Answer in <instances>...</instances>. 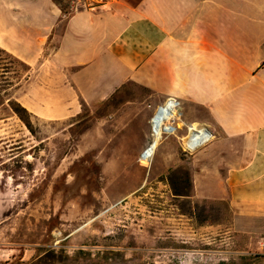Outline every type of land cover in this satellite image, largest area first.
<instances>
[{"label": "crops", "instance_id": "crops-1", "mask_svg": "<svg viewBox=\"0 0 264 264\" xmlns=\"http://www.w3.org/2000/svg\"><path fill=\"white\" fill-rule=\"evenodd\" d=\"M62 2L0 0V51L28 69L16 100L63 120L130 83L151 92L152 112L179 99L183 122L214 135L187 155L194 198L228 205L227 242L243 249L228 261L264 264V0Z\"/></svg>", "mask_w": 264, "mask_h": 264}, {"label": "rangeland", "instance_id": "rangeland-1", "mask_svg": "<svg viewBox=\"0 0 264 264\" xmlns=\"http://www.w3.org/2000/svg\"><path fill=\"white\" fill-rule=\"evenodd\" d=\"M0 64V264L235 263L227 253L243 249L227 242L226 202L174 195L173 172L174 185L181 171L193 182L177 140H164L150 167L139 164L148 89L130 83L122 102L86 105L79 118L33 116L29 130L8 104L28 69L1 51Z\"/></svg>", "mask_w": 264, "mask_h": 264}, {"label": "built area", "instance_id": "built-area-1", "mask_svg": "<svg viewBox=\"0 0 264 264\" xmlns=\"http://www.w3.org/2000/svg\"><path fill=\"white\" fill-rule=\"evenodd\" d=\"M110 0H70L72 10L91 8L94 3L100 4ZM150 141L139 154L138 162L147 168L152 164L157 149L162 142L169 138H176L179 147L185 155H191L213 140L214 135L210 128L201 123L183 122V106L177 98H167L158 105L149 120ZM182 129L185 134L179 136Z\"/></svg>", "mask_w": 264, "mask_h": 264}, {"label": "trees", "instance_id": "trees-1", "mask_svg": "<svg viewBox=\"0 0 264 264\" xmlns=\"http://www.w3.org/2000/svg\"><path fill=\"white\" fill-rule=\"evenodd\" d=\"M2 52V51H1ZM1 66V64H0ZM5 68V67H3ZM6 86H8L9 88H11V84L10 83H5ZM4 87V86H3ZM124 87V86H123ZM122 87V88H123ZM122 88L118 89L106 102L105 104L111 103V102H117L119 99V95H121V90ZM5 91V90H4ZM120 101V100H119ZM115 102V103H116ZM122 102V99L121 101ZM1 104V103H0ZM8 104L11 108V110L13 111V113L15 115H17L19 117V119L24 123V125L31 130L32 129V125L30 122V118L33 117L32 114H30L16 99H8ZM82 112L79 113L76 118L82 117L83 114H85V112L88 111L87 106L83 103L82 104ZM175 175V172H173L170 176V180H171V186L172 189L174 191V195L178 196V197H189L190 196V192H191V188H192V182H191V177L188 171H181L179 177H177L178 181L177 185H174L172 177Z\"/></svg>", "mask_w": 264, "mask_h": 264}]
</instances>
